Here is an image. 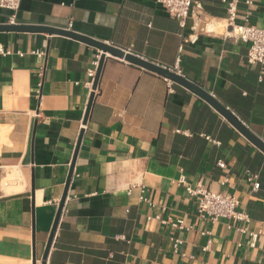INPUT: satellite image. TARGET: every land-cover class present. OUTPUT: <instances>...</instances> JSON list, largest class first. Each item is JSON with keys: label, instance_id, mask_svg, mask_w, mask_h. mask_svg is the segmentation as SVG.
Returning <instances> with one entry per match:
<instances>
[{"label": "crops", "instance_id": "1", "mask_svg": "<svg viewBox=\"0 0 264 264\" xmlns=\"http://www.w3.org/2000/svg\"><path fill=\"white\" fill-rule=\"evenodd\" d=\"M200 1L226 16L220 0ZM246 1L237 21L264 28V0ZM10 14L0 7V43L12 51L0 55V264H42L65 191L46 264H264L261 148L194 91L175 82L168 93L165 77L114 56L84 122L101 50L7 27L69 30L178 66L264 142V67L248 62V43L202 34L180 49L193 22L182 28L158 0H22L16 24ZM248 173L259 175L256 190ZM182 175L234 194L250 222L199 216Z\"/></svg>", "mask_w": 264, "mask_h": 264}, {"label": "built area", "instance_id": "2", "mask_svg": "<svg viewBox=\"0 0 264 264\" xmlns=\"http://www.w3.org/2000/svg\"><path fill=\"white\" fill-rule=\"evenodd\" d=\"M220 1L225 6L226 10V16L222 19L208 15L205 11L203 3L200 0H158V2L166 9L170 16L176 17L179 20V24L182 28L187 27L188 20H192L193 22L191 26V32L186 36H182L180 49L183 48L185 43H196L202 34H220L235 41L240 40L244 43H248V62L258 63L264 67V28H259L247 23H239L237 21L240 0ZM21 2L22 0H0V7L11 12L9 24L17 23V14L20 9ZM246 3L247 5H250L251 1L248 0ZM11 53V50L6 49L0 43V55H9ZM18 54L23 55L21 52ZM34 54L42 57L44 52L39 50L34 51ZM101 55L102 51L97 54L95 60L93 61V67L87 71L89 80L85 82V85L89 89H93ZM177 67L178 66L172 70L181 74ZM40 76H43L42 71ZM165 81L167 83L168 93H173L175 82L168 78H165ZM42 83V81L39 82V88L42 87ZM218 165L224 167L225 162L223 160H219ZM258 177L259 175L255 173H248L246 175V180L252 185L253 190L257 189L256 180ZM178 183L183 185L186 191L192 197L196 198L197 214L199 216L208 218L212 221H217L219 219H230L244 223L250 222V215L246 211L239 209V201L234 194L228 193L226 191L211 190L210 188L201 184L192 186L186 181L184 175L178 179ZM142 200L149 203L151 202L150 199H146L144 197H142ZM157 218H159V216H157ZM162 222L165 224L170 223L176 228L186 229L183 221L181 220L175 222L162 220ZM173 241L174 249L177 251L179 244L182 243V240L180 238H175Z\"/></svg>", "mask_w": 264, "mask_h": 264}, {"label": "water", "instance_id": "3", "mask_svg": "<svg viewBox=\"0 0 264 264\" xmlns=\"http://www.w3.org/2000/svg\"><path fill=\"white\" fill-rule=\"evenodd\" d=\"M0 28H4V26L0 27ZM6 28V27H5ZM7 28L10 29H38V30H46L52 33H59V34H65V35H69L72 37H75L77 39H80L86 43H89L91 45H94L96 47H98L101 51H102V55L100 58V62H99V66L97 68V73H96V77L94 80V84H93V91L90 95V101L88 104V109L86 112V116L84 119V122H86L87 118H88V114L91 108V104L92 101L94 99V95H95V90L98 87V83H99V79L102 73V69H103V65L104 62L107 58V56H114V57H119V58H123L124 60L134 63L140 67H143L146 70H149L151 72L157 73L165 78H168L192 91H194L195 93H197L198 95H200L202 98H204L205 100H207L209 103H211L214 107H216L223 115H225L227 117V119L233 123L250 141H252L255 145H257L259 148H261L264 151V142L259 139L257 136H255L244 124L243 122L238 119V117H236L225 105L221 104L213 95H211V93H209L208 91H206L205 89H203L202 87H200L199 85H197L196 83L190 81L189 79L185 78L184 76H182L181 74L175 72L174 70H172L169 67H166L164 65H160L158 63L149 61L129 50L126 49H122L116 45L110 44V43H105L102 41H97L94 40L90 37H87L85 35L79 34V33H75L73 31H69V30H63V29H53V28H41V27H18L17 25H9ZM81 137L82 135H80L79 140H78V147L80 145V141H81ZM72 171L73 169H71L69 177L67 179V187L70 183L71 180V176H72ZM67 190V189H66ZM66 193L67 191H65L59 207H58V211L50 232V236L46 245V249H45V253L43 256V260H42V264H46V259L52 244V240L64 207V202L66 199Z\"/></svg>", "mask_w": 264, "mask_h": 264}, {"label": "bare ground", "instance_id": "4", "mask_svg": "<svg viewBox=\"0 0 264 264\" xmlns=\"http://www.w3.org/2000/svg\"><path fill=\"white\" fill-rule=\"evenodd\" d=\"M4 135H3V133H0V137L2 138ZM6 137V136H5Z\"/></svg>", "mask_w": 264, "mask_h": 264}]
</instances>
